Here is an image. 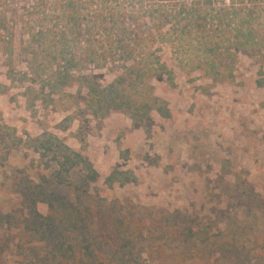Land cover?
Instances as JSON below:
<instances>
[{"label":"rangeland","instance_id":"1","mask_svg":"<svg viewBox=\"0 0 264 264\" xmlns=\"http://www.w3.org/2000/svg\"><path fill=\"white\" fill-rule=\"evenodd\" d=\"M64 191L95 264H264V0H0V264L58 261L26 220Z\"/></svg>","mask_w":264,"mask_h":264},{"label":"trees","instance_id":"2","mask_svg":"<svg viewBox=\"0 0 264 264\" xmlns=\"http://www.w3.org/2000/svg\"><path fill=\"white\" fill-rule=\"evenodd\" d=\"M193 13H194V11H193ZM244 32H245V36L248 37L250 40L254 39L255 34L253 31L248 30V31H244ZM106 102H108V101H106ZM48 141L52 142V139H48ZM53 143H54V140H53ZM60 148L63 149L62 152H63L64 157H63L62 161L59 163V169L57 170V172L51 174L53 179H46L47 180L46 182L48 184H52V186H54L56 184L57 186L60 187V189H63V190H65L67 187H72V190L74 192V198L79 201L82 199V196L86 192V189L88 188V186H87L88 183L90 184V182L94 179L95 172L92 169V167H90L89 164L85 163V165L87 166L88 174L87 175H80L78 180L72 179V177L69 176V172H70V169L73 167V164L79 162L78 158L80 159L81 163H83L84 161L81 159V157L79 155L72 153L70 150L66 149L65 147L60 146ZM131 176L132 175L130 172L126 173V172L113 171V173L111 174L109 179H114L115 177H117V178L121 179V182H125ZM70 181H74V183L71 184ZM228 188L229 187H227V189ZM29 189L30 188L27 186V190H29ZM68 192L69 191H64L62 197H57V198H56V196L55 197H47L48 198V208H49V212H48L47 216H44V217L38 216L36 213H33L31 215V217L29 218L30 221L26 220V222L32 226L31 229H34L37 233L39 232L40 234L44 235V238L48 240V241L45 240L46 243L48 242V244L45 245L43 248L45 249V247H46L47 251L50 252V255L48 253L47 254L49 256H51L53 259L58 260L54 264H74L75 257L79 256L83 253H86V256H87L86 259L87 260L86 261L80 260V261L76 262L77 264H95L96 259L93 255V252L95 251L93 249L95 247V241H93V240L91 241L90 234L88 233L89 232L88 230H87V238L90 239V241L84 248H81V245H82L81 242H80L81 243V245H80L79 243H77L76 241H73V240H71L70 242L67 241V238H71L68 235V232H70L69 230L72 229L74 231L75 230L78 231L79 229H81V232H82L86 229L85 225H88V224L93 222V220H92L93 214L91 211V208H93V207L91 206L90 203H81V204L79 202H77L76 204L70 203L68 200V197H67ZM31 193L33 194L36 192H35V190L32 189ZM50 196H52V195H50ZM254 196H255V198H259V196L257 194H255ZM101 206H98L97 208H101L103 210H106L108 208V207H105L103 205H101ZM110 212L112 213L113 211L111 210ZM110 212H108V213L105 212V213L110 214ZM109 216L106 215L105 217H103L104 218L103 220H99L98 222L102 223V224L113 223V222H115V223L117 222L118 224H121L120 220L114 219L115 221H113V219H111L112 217L110 216L111 217L110 218ZM170 221L175 222L174 219H172ZM41 223L45 226L50 225V227L54 226L53 224H55V223L64 225V226H61L62 229L60 230V234H59L58 239H57V237L50 234L52 229L50 230V232H46V229L42 228ZM160 224L161 225L164 224L163 221H161ZM160 224H158V225L160 227H162ZM168 226H169V224H168ZM185 230L190 231L192 229L187 227V228H185ZM65 231H68V232H65ZM163 231L164 230H162L160 232L162 237H164L166 235V232H163ZM83 234H84V232H83ZM183 238H185V239L189 238V234L186 236H183ZM85 241L87 242L88 240L86 239ZM50 242L56 243V245H54L52 247V249H51L52 245L50 244ZM185 242L186 241H183V244L186 246ZM53 250H56L60 254V256L58 258L54 257L56 253H54ZM36 255H38V254L36 253ZM80 257L83 258V256H80ZM84 257H85V254H84ZM45 260L42 261V262H44V264H48L50 261H53L48 256L45 257Z\"/></svg>","mask_w":264,"mask_h":264}]
</instances>
